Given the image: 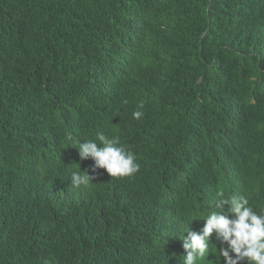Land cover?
Returning a JSON list of instances; mask_svg holds the SVG:
<instances>
[{
  "label": "trees",
  "instance_id": "trees-1",
  "mask_svg": "<svg viewBox=\"0 0 264 264\" xmlns=\"http://www.w3.org/2000/svg\"><path fill=\"white\" fill-rule=\"evenodd\" d=\"M232 196L264 210V0H0V264H181Z\"/></svg>",
  "mask_w": 264,
  "mask_h": 264
},
{
  "label": "clouds",
  "instance_id": "clouds-1",
  "mask_svg": "<svg viewBox=\"0 0 264 264\" xmlns=\"http://www.w3.org/2000/svg\"><path fill=\"white\" fill-rule=\"evenodd\" d=\"M139 107H143L141 104ZM143 113L136 111L133 116L139 119ZM96 141L86 140L80 143L78 149L80 158L94 161L92 171L106 169L111 177L129 176L139 170L135 154L121 145L118 137H109L103 133L97 134ZM73 172L72 184L76 187L87 186L93 177L88 172ZM229 206V218L218 211L210 212L206 218L204 227L199 233H192L190 239H185L184 249L186 255H180L181 264H197V262L209 253V240L215 232L217 238L228 246L219 248V257L224 264H264V210L257 213L249 205L245 196H232L221 201L220 207ZM234 254V256L232 255Z\"/></svg>",
  "mask_w": 264,
  "mask_h": 264
},
{
  "label": "bare ground",
  "instance_id": "bare-ground-1",
  "mask_svg": "<svg viewBox=\"0 0 264 264\" xmlns=\"http://www.w3.org/2000/svg\"><path fill=\"white\" fill-rule=\"evenodd\" d=\"M217 255V254H216Z\"/></svg>",
  "mask_w": 264,
  "mask_h": 264
}]
</instances>
